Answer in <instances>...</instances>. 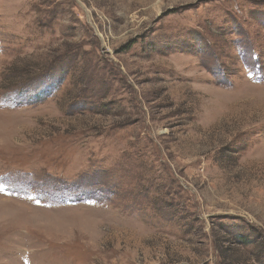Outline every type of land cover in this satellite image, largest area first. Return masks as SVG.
Here are the masks:
<instances>
[{
  "label": "rangeland",
  "instance_id": "374dc122",
  "mask_svg": "<svg viewBox=\"0 0 264 264\" xmlns=\"http://www.w3.org/2000/svg\"><path fill=\"white\" fill-rule=\"evenodd\" d=\"M0 264H264V0H0Z\"/></svg>",
  "mask_w": 264,
  "mask_h": 264
}]
</instances>
